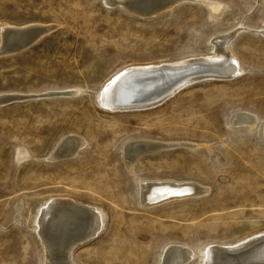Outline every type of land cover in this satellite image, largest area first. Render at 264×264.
Wrapping results in <instances>:
<instances>
[{
    "label": "rangeland",
    "instance_id": "374dc122",
    "mask_svg": "<svg viewBox=\"0 0 264 264\" xmlns=\"http://www.w3.org/2000/svg\"><path fill=\"white\" fill-rule=\"evenodd\" d=\"M121 1L0 0V30L49 27L24 50L0 53V96H23L0 104V264H44L37 219L52 200L100 214L76 264H163L171 246L191 251L186 264H204L209 247L264 232V0H183L148 16ZM227 37L237 77L190 83L149 109L98 103L119 71L208 58ZM68 89L75 96L51 94ZM239 111L258 117L254 128L231 126ZM68 137L85 145L53 159ZM135 141L173 148L131 162ZM159 182L192 183L199 196L142 203L141 189Z\"/></svg>",
    "mask_w": 264,
    "mask_h": 264
},
{
    "label": "bare ground",
    "instance_id": "6f19581e",
    "mask_svg": "<svg viewBox=\"0 0 264 264\" xmlns=\"http://www.w3.org/2000/svg\"><path fill=\"white\" fill-rule=\"evenodd\" d=\"M151 1H162L165 3L168 2L167 0H145L143 1V3H151ZM112 5L114 4H111V6ZM205 5H208L213 10L215 9L211 2L207 4L205 3ZM140 7L141 5H138L137 3H134L132 5V8L139 11V14L141 16H145L146 13H143L144 10L141 11L143 8ZM47 28L49 29V27ZM48 29H46V27L36 25H26L22 27H3L0 30V53L4 52L3 50L9 51L17 48L21 44L31 39L32 36H35L36 33H40L42 31L47 32ZM9 31L15 32L6 36L5 33ZM260 34L264 37V28L261 29ZM228 38L229 37L225 39L226 42L223 40H217V43L215 41L216 54L208 58L203 57L193 60H178L168 63H162L159 65L131 66L127 69H123L112 76L111 79L107 81L108 83L102 87L99 93L98 102L104 109L114 111V101H119L121 103L122 100L128 96L136 97L138 95L137 91H139L140 89L143 91H147L163 87V89H165L166 91L170 89L168 91V94H173L177 88L183 86V84L187 83L188 81H192L191 78H193L192 76H194L195 73L197 74L199 72H203L211 73L214 76H230V78L237 77L239 74H241V67L237 59L232 56L228 50L226 44ZM182 67H184L185 70H194H192V72L186 73V75L181 80H179L180 77H177V75H181L182 72L179 70V68ZM51 94H69L72 96L75 94V92L72 90H65L61 92L60 90L59 92L57 91V93ZM21 98H23V96H21L20 94H1L0 104H6V102L20 100ZM125 102L127 101H124L122 103ZM257 118V116L250 112L239 111L235 112L231 116L230 123L231 126H239L240 128L247 127L250 130L256 125ZM261 126L263 135L262 137L264 140V122H262ZM239 127L237 129H239ZM75 138L68 137L66 142H64L61 146H58L59 148L53 153V155L57 157H63L71 152L73 155L74 147L77 146L78 148L82 145H85V143H82L83 141L78 142ZM135 142L137 143L132 146L130 155H136L138 152L153 145L151 141ZM141 191V202L147 205L162 204L174 200L189 198L191 196L194 197L195 195L199 194V189L194 187L192 183L181 184L177 182L152 183L143 187ZM205 191H207V189ZM86 207L88 206L74 203L70 200H52L50 201V203L46 204V206H44V208L40 211V216L37 219V234L44 247V264H76L72 259V253L76 248L78 242L76 240L77 237L85 234H90L93 236L97 235L100 232V229L102 227L100 214L98 213L97 209L88 207L90 209L88 210V208ZM191 257L192 253L188 249L185 250L176 248V246L172 248L171 246V249L169 248V251L166 252V257H164L162 263L186 264ZM203 261L204 264H264V232L232 245L211 246L206 251H204Z\"/></svg>",
    "mask_w": 264,
    "mask_h": 264
},
{
    "label": "water",
    "instance_id": "95a60500",
    "mask_svg": "<svg viewBox=\"0 0 264 264\" xmlns=\"http://www.w3.org/2000/svg\"><path fill=\"white\" fill-rule=\"evenodd\" d=\"M143 1H145V0H125V1H123L121 3L119 2V4H120L121 7H123L127 11H129L131 13H134V14H137V15H140L139 11L134 10L132 8V5L134 3H137L138 5H141V7L143 8L141 11L144 10L143 13H146L145 16H148V15H153L154 13H156V11L159 8L165 7L166 5H168L170 3L171 4H176V3L182 2L183 0H167L168 1L167 3L162 2V1H159V2L151 1V3H146V4L143 3ZM163 1H165V0H163ZM14 32L15 31H9V32H6L5 35L7 36L8 34H11V33H14ZM47 32L46 31H44V32L42 31L40 33H36L35 36H32L31 39H29L27 42L21 44L17 48H14V49L9 50V51L3 50L4 52H1V53L8 55V54H12V53H16V52H19L21 50H24L25 48H27L30 45H32L40 37L45 35ZM211 65H213V64H211ZM215 66H217V65H215ZM179 70L182 73H181V75H177V77H180L179 80H181L186 75V73L192 72V70H194V69H186L185 70L184 67H182V68H179ZM135 75H139V74H135ZM130 76H132V75H130ZM192 77H193V78H191L192 81H188L187 83L183 84V86H180L179 88H177L175 90V92H177L178 90L182 89L183 87H185L186 85H188L190 83L201 81V80H207V79H219V80H222V79H231L232 78V77L230 78V76L229 77L220 76V75L214 76L211 73H203V72H201V73L199 72L197 74L195 73V75L192 76ZM169 90L166 91L165 89H163V87H160L159 89H154V90L151 89V90H147V91H143V90L140 89L139 91H137L138 95L136 97L128 96L125 99H123L122 102L127 101L125 103H122V102L120 103L119 101H114V104H113L114 111L149 109V108H152V107H156V106L160 105L162 102H164L165 100H167L168 98H170L175 93L174 92L173 94H168ZM134 144L135 143L129 144L127 146V150H126V157L131 162L135 161L136 159H138V158H140V157H142L144 155H147V154H150V153H155L157 151H161V150H164V149H172L173 148V146H168V145L161 146V145L153 144L149 148L138 152L136 155H134V154L130 155V151L132 150L131 148H132V146ZM54 158L56 160H58V159L65 158V156H63V157L62 156H58V157L54 156ZM88 210H90V209H88ZM95 236L96 235L92 236L90 234H85V235L78 236L77 239H76L78 241L76 247L78 245H81L83 243L88 242L89 240H91Z\"/></svg>",
    "mask_w": 264,
    "mask_h": 264
}]
</instances>
